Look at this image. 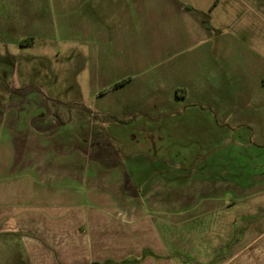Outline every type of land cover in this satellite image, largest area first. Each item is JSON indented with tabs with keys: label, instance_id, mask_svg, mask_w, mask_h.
Returning <instances> with one entry per match:
<instances>
[{
	"label": "rangeland",
	"instance_id": "374dc122",
	"mask_svg": "<svg viewBox=\"0 0 264 264\" xmlns=\"http://www.w3.org/2000/svg\"><path fill=\"white\" fill-rule=\"evenodd\" d=\"M16 1L0 0V188L24 202H37L44 190H48L44 200L48 193L52 200V193L59 191L68 206L92 205L98 193L126 209L137 205L144 211L147 193L153 194L156 183H170L172 178L187 192V185L198 184L199 171L204 180V173L221 170L232 188L242 180L264 195V85L257 81L264 78V0H174L187 9H202L216 42L226 43L225 60L214 58L221 56L214 46L207 58L219 76L207 80L199 76L193 84L179 85L175 93L163 81L159 85L164 92L137 93L142 107L134 109L121 105L132 89L118 92L107 86L117 77L115 69L128 70L130 33L127 50L121 46L125 56L112 55L109 66L114 70L108 72L103 69L109 59L103 50L91 53L64 43L52 26L48 37L19 36L40 12L37 2L26 11L20 3L28 0ZM10 17L15 31L7 30ZM95 43L99 49L109 44ZM230 72L249 77L247 84L243 78L236 85L222 83V76ZM177 74L178 81H188L197 69L173 76ZM177 98L182 102L164 116V102ZM154 103L161 106L151 109ZM213 104L223 111L222 119L236 116L235 122L215 127ZM244 108L248 113L238 115ZM150 118L158 122L153 124ZM89 120L90 130L84 124ZM215 150L218 159L202 160ZM177 172L184 175L177 179ZM127 191L133 201L125 200ZM79 196V201L74 199Z\"/></svg>",
	"mask_w": 264,
	"mask_h": 264
},
{
	"label": "crops",
	"instance_id": "0c3cea01",
	"mask_svg": "<svg viewBox=\"0 0 264 264\" xmlns=\"http://www.w3.org/2000/svg\"><path fill=\"white\" fill-rule=\"evenodd\" d=\"M36 2L40 14L37 20L31 19L30 25L29 21L25 24L19 36L48 37L52 26L62 34L64 43L72 42L73 47L87 48L91 53L103 50L104 57L109 58L104 60L103 69L108 72L114 70L109 66L110 57L125 56L121 46L127 50L128 33L132 35L128 70L115 69L117 77L110 78L107 84L118 92L132 89L133 94H126L121 100L124 107H142L136 94L164 92L159 85L163 81L175 93L179 85L193 84L199 76L204 80L219 76L214 62L207 58L214 46L219 47L222 56L214 58L225 60L226 43L220 39L216 42L213 26L203 19L202 9H187L180 1L181 4L174 0H28L25 5L20 4L27 11ZM10 19L7 30L15 31L16 23ZM34 21L38 23L33 27ZM97 41L109 44L99 49V44L95 46ZM118 46L121 52L117 51ZM191 69H197V74L188 81H178L179 74L173 76L188 74ZM235 70L238 74V67ZM237 74L222 76V83L236 85L243 78L240 80L247 84L249 77ZM257 81L264 85V78ZM181 102L179 98L174 103L164 102L162 109L168 112L163 115L172 114L176 110L174 104ZM158 106L161 104L154 103L151 109ZM211 109L215 127L236 120V116L222 119L223 111L218 105L213 104ZM248 111L244 108L237 113L244 115ZM88 122L84 123L87 129L91 120ZM88 143L92 147V141ZM214 159H218L217 150L202 158ZM219 172L204 173L203 180L199 171L198 184L187 185V192L182 183L177 185L172 178L168 179L170 183H156L153 194L147 193L144 211L137 205L126 209L98 193L92 205L68 206L59 191L52 193V200L50 193L44 200L48 191L44 190L37 202H24L17 200L16 193L0 188V264H264L263 192L242 180L232 188L230 180ZM176 174L177 179L184 175ZM127 194L125 200L133 201L129 191ZM74 199L79 201L81 197Z\"/></svg>",
	"mask_w": 264,
	"mask_h": 264
}]
</instances>
